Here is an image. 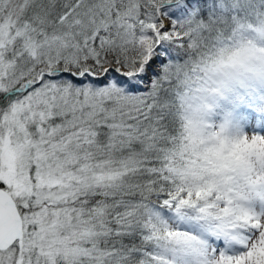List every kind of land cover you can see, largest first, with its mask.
<instances>
[{
    "label": "snow or ice",
    "instance_id": "obj_1",
    "mask_svg": "<svg viewBox=\"0 0 264 264\" xmlns=\"http://www.w3.org/2000/svg\"><path fill=\"white\" fill-rule=\"evenodd\" d=\"M235 49L264 0H0V264H264V135L205 119Z\"/></svg>",
    "mask_w": 264,
    "mask_h": 264
},
{
    "label": "rangeland",
    "instance_id": "obj_2",
    "mask_svg": "<svg viewBox=\"0 0 264 264\" xmlns=\"http://www.w3.org/2000/svg\"><path fill=\"white\" fill-rule=\"evenodd\" d=\"M254 87L264 89V79L244 78L225 82L221 92L209 99L210 108L205 119L213 130L223 128L231 138L247 134L264 135V91L255 93ZM248 97L252 100L246 101ZM256 99L260 104L254 105ZM221 106L226 107L224 111H219ZM258 106H262L259 114Z\"/></svg>",
    "mask_w": 264,
    "mask_h": 264
},
{
    "label": "clouds",
    "instance_id": "obj_3",
    "mask_svg": "<svg viewBox=\"0 0 264 264\" xmlns=\"http://www.w3.org/2000/svg\"><path fill=\"white\" fill-rule=\"evenodd\" d=\"M219 68L225 82L244 78L264 79V68L259 66V60L240 49L223 53Z\"/></svg>",
    "mask_w": 264,
    "mask_h": 264
}]
</instances>
